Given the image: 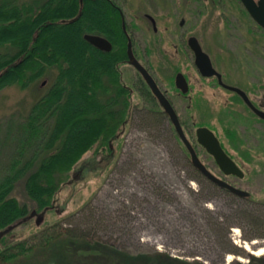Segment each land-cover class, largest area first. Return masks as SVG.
<instances>
[{"label":"trees","instance_id":"obj_1","mask_svg":"<svg viewBox=\"0 0 264 264\" xmlns=\"http://www.w3.org/2000/svg\"><path fill=\"white\" fill-rule=\"evenodd\" d=\"M111 2L0 0V90L26 88L42 77L52 80L16 124L23 143L0 164V231L9 228L8 234L31 216L38 220L54 209L56 195L71 181L69 172L76 163L89 150L107 146L129 121L132 88L121 70L128 57L127 38L122 16ZM84 34L105 37L111 50L90 45ZM136 87L145 96L143 87ZM141 119L149 123L144 110ZM20 181L35 205L31 211L13 197ZM257 224L262 227L264 219ZM59 226L17 243L5 242L7 234L1 236L0 264H20L34 254L43 256L41 264H215L160 252L130 256L71 229H55ZM259 260L253 257L248 264Z\"/></svg>","mask_w":264,"mask_h":264},{"label":"rangeland","instance_id":"obj_2","mask_svg":"<svg viewBox=\"0 0 264 264\" xmlns=\"http://www.w3.org/2000/svg\"><path fill=\"white\" fill-rule=\"evenodd\" d=\"M120 3L126 20L141 25V16L146 10L137 12L135 0H120ZM158 28L163 33V27ZM148 34L139 27L132 33L138 52L142 53L150 40ZM164 35L162 56L167 60L172 57L173 49L167 41L169 32ZM224 44L227 48L235 46L234 42L225 41ZM258 49V65L264 75V47L259 45ZM162 56L154 54L151 59L159 64ZM121 70L127 84L136 78L131 66H122ZM250 71V74L254 73L253 69ZM51 81V77H42L26 88L11 85L0 90V164L9 161L10 155L23 143L24 135L16 124L28 114ZM198 84V94L207 98L214 113L218 109L212 100L215 90L207 81ZM133 98V104L142 105L141 98ZM176 107L184 113L183 102ZM215 117L204 119L213 126L216 119L218 121ZM205 120L197 113L193 114L192 122ZM224 126L226 129V124ZM147 135L139 123L133 121L120 140L113 144L116 153L109 164L102 159V146L89 150L69 172L71 181L58 191L54 209L48 210L41 219L28 218L26 223L7 234L5 242L32 240L41 231H47L46 228L59 224L55 229H71L79 236L104 242L130 256L160 252L187 261L196 259L215 264H248L257 257L260 260L254 264H264V254L251 252L264 246V225L257 226V222L264 219V142L252 133L242 136L243 151L250 152L249 165L240 161L247 176L239 180L228 179L249 192L243 199L227 197L202 180H191L195 174L175 147H166L162 139L153 143ZM256 149L259 150L254 151ZM206 162L208 169L217 175L214 165ZM74 173H77L76 177ZM14 189L13 197L33 210L35 205L25 194L21 181ZM228 223L231 224L229 228L226 227ZM246 244L249 250L245 249ZM37 255L20 264H41L43 256Z\"/></svg>","mask_w":264,"mask_h":264},{"label":"flooded vegetation","instance_id":"obj_3","mask_svg":"<svg viewBox=\"0 0 264 264\" xmlns=\"http://www.w3.org/2000/svg\"><path fill=\"white\" fill-rule=\"evenodd\" d=\"M111 1L122 16L121 27L127 38V45H131V52L136 63L146 70L167 99L184 137L199 162L208 169L206 161H210L217 169V175L210 169L208 171L216 179L229 183L235 189H241L228 178L239 180L247 176L245 167L241 166L240 161L249 165L250 152L243 151L242 136L245 133L248 135L252 133L255 138L257 136V139L264 142V75L258 65L260 59L258 46L264 47V28L251 17L241 0H135L138 2L136 3L137 12L146 10L141 16L139 26L126 20L120 0ZM254 1L258 3L259 0ZM161 26L164 34L169 32L167 41L171 43L173 49L172 57L167 60L162 56L164 55L162 41L165 35L158 30ZM138 27L150 34H148L150 40H147V44L141 50L142 53L136 50L135 40L131 37ZM225 41L230 44L234 42L235 46L227 48ZM219 43L222 45L219 46ZM195 49H199L206 55L204 63H209L214 73L211 75L201 73ZM158 53L163 57L162 61L159 60V64L151 59L152 55ZM127 56L122 66H131L136 78L131 80L130 84L125 83L132 88V98H141L142 105L137 107L132 104L129 121L121 127L114 138L109 139L107 146H102L100 150L102 159L109 164L116 153L113 144L118 142L129 125L136 121L140 128L148 133L147 136L151 142L156 143L162 139L166 147H175L181 159L188 163L195 174L190 178L191 180L211 183L217 188L232 193L236 198L246 199L249 196L248 191L241 189L248 195L240 196L230 189L217 185L194 165L190 151L179 137L171 117L159 99L154 96L150 86H147L140 72L130 63L128 54ZM250 69H253V74H250ZM202 81H207L208 86L215 90L212 100L218 105V109L214 113L207 104V98L198 94V83ZM137 85L143 87L145 96L137 90ZM229 87L238 89L244 94L246 100L241 93ZM182 102L185 106L183 114L176 107V104ZM143 110L149 122L147 125L141 119ZM194 113H197L202 120L216 116L218 121L216 119L213 126L207 120L192 122ZM224 124L227 126L226 129ZM204 127L217 137L226 156L230 157L235 166L240 169V176L226 175L219 168L215 158L198 142L196 131ZM257 150L259 149L254 151Z\"/></svg>","mask_w":264,"mask_h":264},{"label":"water","instance_id":"obj_4","mask_svg":"<svg viewBox=\"0 0 264 264\" xmlns=\"http://www.w3.org/2000/svg\"><path fill=\"white\" fill-rule=\"evenodd\" d=\"M244 6L247 8L248 12L250 13L251 17L254 18L257 23L264 28V0H259L258 3H256L254 0H241ZM84 39L92 46L97 47L101 51H109L111 49V45L109 41L104 37L98 36V35H89L84 34ZM129 45V44H128ZM195 52L197 53V63L199 65V69L201 73L205 75H211L214 73L213 70H211L209 63H204L206 61V55H204L202 52L199 51V49H195ZM129 55V61L130 63L140 72L141 76L146 81L147 86L151 88L152 93L155 97H157L162 104V106L165 108L169 116L171 117V120L174 123L175 128L177 129L179 137L182 139L183 143L186 144L187 148L190 151L191 159L194 162V165L198 169L202 171L204 175H207L210 179H212L217 185H220L226 189H230L232 192L240 195V196H247L248 193L246 191H243L241 189H235L232 187L229 183L216 179L209 171L208 169H205L203 165L199 162V159H197L196 154L194 153L193 149L190 148L189 143L187 139L184 137V134L182 133V129L179 126V123L177 121V117H175L174 111L172 107H170L169 103L167 102V99L165 96L162 95L161 91H159L158 87L155 85L153 79L151 76H149L146 72V70L140 66L138 63H136L134 55H132L131 52V45L128 46V52ZM44 83V82H43ZM232 90H237L239 93H241L238 89L231 88ZM243 98L246 100L243 93H241ZM196 136L198 138V142L203 146V148H206L208 153L212 155L213 158H215L216 163L219 165V168L226 174H233V175H241V171L239 168L235 166L233 161L230 157L226 156L224 153L222 147H220L219 141L217 137H215L207 127L199 128L196 131ZM7 230L0 231V237L7 234ZM259 247H256L253 250H257Z\"/></svg>","mask_w":264,"mask_h":264},{"label":"bare ground","instance_id":"obj_5","mask_svg":"<svg viewBox=\"0 0 264 264\" xmlns=\"http://www.w3.org/2000/svg\"><path fill=\"white\" fill-rule=\"evenodd\" d=\"M244 247H245L246 250H249L250 249L247 244ZM251 252L254 253V254H256V255H263L264 254V246L262 248H259L257 250H253Z\"/></svg>","mask_w":264,"mask_h":264}]
</instances>
